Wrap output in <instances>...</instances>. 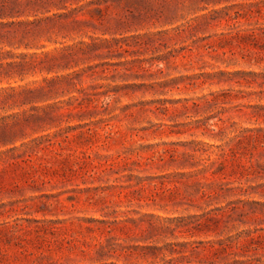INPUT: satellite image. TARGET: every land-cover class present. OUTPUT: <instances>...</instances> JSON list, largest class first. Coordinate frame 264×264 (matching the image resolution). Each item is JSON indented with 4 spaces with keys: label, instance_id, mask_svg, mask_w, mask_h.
Segmentation results:
<instances>
[{
    "label": "rangeland",
    "instance_id": "rangeland-1",
    "mask_svg": "<svg viewBox=\"0 0 264 264\" xmlns=\"http://www.w3.org/2000/svg\"><path fill=\"white\" fill-rule=\"evenodd\" d=\"M208 2L192 33H99L0 111L34 116L0 148V264H264V0Z\"/></svg>",
    "mask_w": 264,
    "mask_h": 264
},
{
    "label": "trees",
    "instance_id": "trees-1",
    "mask_svg": "<svg viewBox=\"0 0 264 264\" xmlns=\"http://www.w3.org/2000/svg\"><path fill=\"white\" fill-rule=\"evenodd\" d=\"M188 1L191 4L186 7L182 0H0V85L7 84L0 87V111L8 113L50 100L67 80L52 75L99 50L100 38L94 37L99 33H127L152 19L174 25L186 20L185 11L194 18L176 28L180 34L219 19V11L199 16L207 10L201 4L209 5L212 0ZM241 16L237 13L234 19ZM87 37L91 42L85 41ZM43 39L62 47L43 51ZM59 39L75 43L66 45ZM37 74L46 76L41 82L18 84ZM33 118L21 112L1 117L0 148L14 144L23 133L24 122Z\"/></svg>",
    "mask_w": 264,
    "mask_h": 264
}]
</instances>
